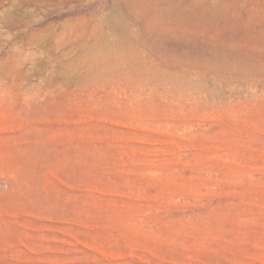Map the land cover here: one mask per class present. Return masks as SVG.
Instances as JSON below:
<instances>
[{
  "label": "rangeland",
  "instance_id": "374dc122",
  "mask_svg": "<svg viewBox=\"0 0 264 264\" xmlns=\"http://www.w3.org/2000/svg\"><path fill=\"white\" fill-rule=\"evenodd\" d=\"M0 264H264V0H0Z\"/></svg>",
  "mask_w": 264,
  "mask_h": 264
},
{
  "label": "bare ground",
  "instance_id": "6f19581e",
  "mask_svg": "<svg viewBox=\"0 0 264 264\" xmlns=\"http://www.w3.org/2000/svg\"><path fill=\"white\" fill-rule=\"evenodd\" d=\"M49 1H51V0H49ZM62 1V0H61ZM41 1H39V3H40ZM45 2V1H44ZM32 3V2H31ZM37 4V3H36ZM47 4H49V3H47ZM52 4V3H51ZM58 4V3H57ZM55 5V4H54ZM52 6V5H51ZM46 8V7H45ZM33 12V11H32ZM28 13V12H27ZM29 14V13H28ZM32 14V13H31ZM25 16V15H24ZM33 16V15H32ZM85 19V18H84ZM68 21V20H67ZM83 21V20H82ZM62 22V21H61ZM86 22V21H85ZM58 23V22H57ZM68 23V22H67ZM71 23H72V21H71ZM84 24H86V23H84ZM84 24H83V26H84ZM90 25V24H89ZM49 26V25H48ZM53 26V25H52ZM70 27V26H69ZM79 28V27H78ZM61 29V28H60ZM64 29V28H63ZM68 29V28H67ZM73 30V29H72ZM76 30V29H75ZM62 31V30H61ZM63 32V31H62ZM80 32V31H79ZM77 36V35H76Z\"/></svg>",
  "mask_w": 264,
  "mask_h": 264
}]
</instances>
